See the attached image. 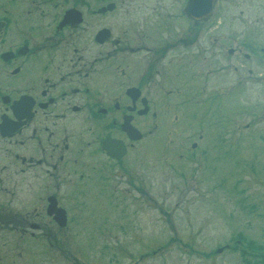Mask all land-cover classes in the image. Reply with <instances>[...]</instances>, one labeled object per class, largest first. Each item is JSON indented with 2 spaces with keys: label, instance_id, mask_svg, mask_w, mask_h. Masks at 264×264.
<instances>
[{
  "label": "flooded vegetation",
  "instance_id": "flooded-vegetation-1",
  "mask_svg": "<svg viewBox=\"0 0 264 264\" xmlns=\"http://www.w3.org/2000/svg\"><path fill=\"white\" fill-rule=\"evenodd\" d=\"M188 1L0 0V221L14 234L10 252L47 258L80 196L110 195L127 178L161 102L181 95L171 54L218 38L213 14L185 13Z\"/></svg>",
  "mask_w": 264,
  "mask_h": 264
},
{
  "label": "rangeland",
  "instance_id": "rangeland-1",
  "mask_svg": "<svg viewBox=\"0 0 264 264\" xmlns=\"http://www.w3.org/2000/svg\"><path fill=\"white\" fill-rule=\"evenodd\" d=\"M212 14L217 40L171 54L181 95L161 102L117 193L80 196L47 258L10 252L0 221V264H264V0H217Z\"/></svg>",
  "mask_w": 264,
  "mask_h": 264
},
{
  "label": "water",
  "instance_id": "water-1",
  "mask_svg": "<svg viewBox=\"0 0 264 264\" xmlns=\"http://www.w3.org/2000/svg\"><path fill=\"white\" fill-rule=\"evenodd\" d=\"M215 1L216 0H189L188 7L186 8V12L188 14H192V15H202L203 13H205V14L211 13ZM123 128L128 132V134L130 135L131 138H133V139H139L140 138V136L137 135V130L134 129L132 127V125H127V123H124ZM109 142H111L114 145L118 141L109 139ZM107 148L109 150V146ZM124 153H125V151L122 150V152H120V154H112V153L111 154L114 157H120V156L124 155ZM58 220H59V222L61 221V223H65L66 218L65 217L63 218V216L59 214Z\"/></svg>",
  "mask_w": 264,
  "mask_h": 264
},
{
  "label": "trees",
  "instance_id": "trees-1",
  "mask_svg": "<svg viewBox=\"0 0 264 264\" xmlns=\"http://www.w3.org/2000/svg\"><path fill=\"white\" fill-rule=\"evenodd\" d=\"M247 251H245V254H246Z\"/></svg>",
  "mask_w": 264,
  "mask_h": 264
}]
</instances>
